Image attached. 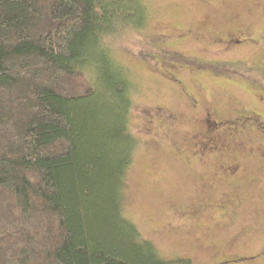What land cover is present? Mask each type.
Listing matches in <instances>:
<instances>
[{
    "label": "trees",
    "instance_id": "obj_1",
    "mask_svg": "<svg viewBox=\"0 0 264 264\" xmlns=\"http://www.w3.org/2000/svg\"><path fill=\"white\" fill-rule=\"evenodd\" d=\"M146 13L143 0H0V264H193L123 213L136 141L110 47Z\"/></svg>",
    "mask_w": 264,
    "mask_h": 264
},
{
    "label": "rangeland",
    "instance_id": "obj_2",
    "mask_svg": "<svg viewBox=\"0 0 264 264\" xmlns=\"http://www.w3.org/2000/svg\"><path fill=\"white\" fill-rule=\"evenodd\" d=\"M143 2L144 27L110 47L136 141L123 213L167 259L264 264V0ZM240 30L248 39L225 41ZM211 118L258 123L238 126L227 154L201 156L198 140L220 137ZM232 157L240 171L227 176L220 166Z\"/></svg>",
    "mask_w": 264,
    "mask_h": 264
},
{
    "label": "flooded vegetation",
    "instance_id": "obj_3",
    "mask_svg": "<svg viewBox=\"0 0 264 264\" xmlns=\"http://www.w3.org/2000/svg\"><path fill=\"white\" fill-rule=\"evenodd\" d=\"M248 34H249L248 32L240 30L238 33H236L237 37H235V36L231 37V35H230L228 37V39H226L225 41L228 40V42L239 43L241 41H245V39H248L247 38ZM252 120L253 121H250V123H248L246 125V124H244L243 122H241L240 120H237V119L221 120V119H213V118H211L210 122H209V126L213 130L210 132V134L214 133V134H216V135H218L220 137L215 138V137L207 134V135L204 136L203 139L198 140V142L196 144V147H197V149L200 152H202L201 156L202 155H206L208 153L210 155L217 154V155H221V156L227 154L228 153V148L232 146L231 141L228 142L227 140L228 139L229 140H233L234 133L240 130V128H237L238 126H240L241 128H242L243 125H245L246 127H251L252 126L251 123H253V125H254L253 127H257V123L258 122H256L254 119H252ZM228 121L236 123V128H234V129H221V130L216 129V123L221 124V123L228 122ZM261 121H262V119H261ZM220 132H221V134H220ZM222 132H225L226 135H222ZM204 152H207V153L203 154ZM240 166H241V162L238 159L232 157L231 160L228 158V160L224 163V165H221L220 168H221L222 171L223 170L225 171L227 176H235V175H237L239 173ZM219 208H220V211H223V209L225 208V205L221 204L219 206ZM226 261H228V259H221L220 261H217L214 264H226Z\"/></svg>",
    "mask_w": 264,
    "mask_h": 264
}]
</instances>
